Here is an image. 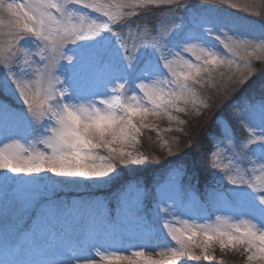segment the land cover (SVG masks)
Here are the masks:
<instances>
[{
    "label": "snow or ice",
    "instance_id": "obj_1",
    "mask_svg": "<svg viewBox=\"0 0 264 264\" xmlns=\"http://www.w3.org/2000/svg\"><path fill=\"white\" fill-rule=\"evenodd\" d=\"M155 3L157 0H131L128 5L119 7L122 10ZM112 7L85 0H24L19 3L0 0V13L7 14L12 36L0 46V67H7L14 94L23 106L20 111L15 110L14 102L0 92L7 101L0 103V115L11 116L18 125L15 132L3 135L8 143L0 147V180L7 183L12 192L11 204L7 200L0 202V214L7 216L24 191L28 193L26 199L31 200L68 183H106L113 178L118 166L145 163L149 159L147 156L137 158L129 150L138 142L141 129L149 128L145 121L150 116L161 115L173 119L170 109L181 103L195 105L196 87L225 63L212 50L215 47L203 42L198 27L214 36L234 57L237 56L233 51L236 44L264 49V35L249 40L246 34H240L245 38L233 41L225 28H220L216 34L211 27H206L210 21L197 12L191 15L193 27L186 30L183 18L173 14L170 20L147 30L144 36H140L143 30L139 27L135 34L131 29L127 34L115 33L113 27H127L129 19L121 11H112ZM188 7L181 0H175V8ZM88 10L99 13L100 18L86 20ZM27 36L35 38L40 53L33 54L22 46ZM173 39L175 46L170 43ZM49 50V55L42 54ZM145 50H150L151 54L144 58L141 75L132 88L126 70ZM182 53L191 54L194 59L185 58ZM36 55L40 56L39 60L33 58ZM227 63L229 68L233 64L237 70L241 67L232 59ZM85 64L105 76L102 87L88 93L79 85L75 71ZM13 67L19 70L13 71ZM252 78V70L245 63L243 72L229 78L231 98ZM261 88L257 98L246 97L233 110L237 123L250 134L243 144L235 146L245 156L251 155L258 161H264V84ZM255 113H259V119ZM226 121L234 131L232 122ZM224 135H227V128L218 125V136ZM102 150L108 155H100ZM217 155L214 140L206 159L221 181L230 185L226 188L227 195L213 190L208 199H196L191 194V186L185 187L187 172L183 168L168 173L176 181V195H163L161 183L153 188L139 181L129 183L118 199L116 215L103 211V206L96 211L112 224L128 218L135 227L110 232L84 231L78 236L66 234L61 237L66 255L56 264H163L147 252L163 246L166 251H161V256L170 251L173 257H183L193 247L207 253L212 243H218L221 249L243 250L248 264H260L264 261V175L253 181L255 169L250 172L247 167L241 170L235 165L221 168ZM233 155L240 159L238 153ZM258 171L264 174V164ZM149 198L151 211L165 221L161 224L165 229L162 239L157 242L147 238L150 224L145 201ZM186 200L191 203L186 204ZM218 204L227 210L218 208ZM191 205L198 206L199 211H190ZM54 208L53 202L45 218L56 213ZM210 208L248 219L231 222L229 218L216 216L215 223L197 224L196 220L210 218ZM169 215H187L192 223L185 220L182 227H172L166 220ZM83 219L81 217V222ZM42 222L24 233L34 239ZM169 241L179 248L168 249ZM0 264L9 262L0 261Z\"/></svg>",
    "mask_w": 264,
    "mask_h": 264
},
{
    "label": "rangeland",
    "instance_id": "obj_2",
    "mask_svg": "<svg viewBox=\"0 0 264 264\" xmlns=\"http://www.w3.org/2000/svg\"><path fill=\"white\" fill-rule=\"evenodd\" d=\"M9 2H11V0H9ZM16 2H24V0H16ZM85 2H98L105 5H112V11H121V14L127 18L136 16L138 13L137 10H139L140 7H150L155 5L172 6L170 11H167L165 14L163 13L156 19L152 18L153 20H151V14L147 13L148 16L146 18V23L149 24V21H152L155 25L154 27L148 26V28L147 24H139V28L143 30L140 32V36H144L147 30L153 29L161 23H166L172 18L173 14L183 18L185 30L191 28L193 27L191 23L192 12H197L204 18H207L210 23L206 25V27H211L214 32H217L216 34H218L220 28H225L227 36L232 37L233 41L245 38L240 34H246V38L249 40H251L252 37H260L261 35H264V0H181L182 3L189 5L187 9L175 8V0H171V2L170 0H164V2H159V0H157V3L152 5L124 7L122 10L119 6L128 5L131 0H85ZM158 14H160V12H158L157 15ZM85 17L86 20L99 19L100 14L88 10L85 13ZM178 22L179 21H177V23ZM135 26V28H132L129 24L121 30L119 27H113L112 31L115 33H120L122 31L127 34L129 29H131L133 34H135L138 27L137 25ZM197 31H199L203 42L207 46L215 47L212 50L220 59H223L225 63L220 66L211 77L202 81L201 84L196 87L195 105H185L181 103L175 108L170 109L169 111L173 119H169L167 115H161L158 117L150 116L145 121L149 124V128L141 129V135L138 137V142L129 150L132 151L134 157L139 158L140 155H143L147 156L149 159L143 164L118 166V170L113 178L106 183H68L58 186L54 191L38 194L31 200L26 199L28 196L27 191L22 192L18 201L13 205L12 209L9 210L8 215L4 216L0 214V261H6L9 262V264L15 261H23L24 264H56L58 260L66 255L61 244V237L66 234L78 236L84 231L110 232L113 229L134 228L135 224L128 218H123L119 223L112 224L102 216L98 215L96 209L103 206V211L111 213L113 216L116 215L118 211V199L122 195L123 189L129 183H135L137 181L146 184L137 172L149 168L152 165H157L160 162L163 166L157 169L156 176H154L151 186L153 188L158 183H161L160 191L163 195H176V181L168 176L169 171L176 168H183L187 172L184 184L185 187H189V185L191 186V194L196 199H208L210 192L213 190L224 192L227 195L226 188L230 185H228L226 181H221L220 176L211 168L209 163H207V166L210 171H208L207 174L210 177L211 183L208 184V187L206 188L207 190L199 192V188L195 185L196 177L189 169H187V166L184 165L186 162L183 159H178L179 161L174 162L172 161L176 158L181 146H183V143L180 141L183 137L180 133H183L186 130L188 131L190 120L200 118L202 112L206 108L213 107L214 109H217V103L224 94L219 91L227 89V87L232 89L229 78L233 77L234 74L239 75L240 72H243L245 63H247L252 70V79L263 71L259 77V79L261 78L259 83L264 84V49H254L253 47L244 48L236 44L233 46V51L237 53V56L234 57L232 53H229L215 40L214 36L207 34L203 28L198 27ZM10 33L11 29L8 27V16L7 14L0 13V46L5 45L10 39H12ZM108 38H111L110 35ZM170 43L175 46L176 40L173 39ZM254 43H259V41H255ZM22 46L26 47L33 54L40 53V48L37 47L35 44V38L32 36L25 37L22 41ZM128 46L131 47V43H129ZM42 54L47 56L50 54V50L49 52H44ZM150 54V50L142 51L139 54L138 59L133 62V66L126 70V76L130 87L134 88L137 77L141 75L144 58ZM182 56L194 59V57H191V54L182 53ZM33 58L39 60L40 56L36 55ZM230 59L235 60L236 63L241 65L239 70L236 69L235 64L229 68L227 62ZM18 70L17 67H13V71ZM75 71L78 83L86 93L93 92L102 87L105 76L98 69L85 64L78 67ZM7 72V67H0V90L20 106L18 109H15L20 111L23 106L14 94V86L12 85L11 78L7 75ZM221 74L223 75L221 76ZM251 81L235 94V99L232 100L233 102H231L232 104L230 105L231 111L228 115L231 116V121L236 123L238 127L233 131L232 128L227 125L226 119L229 118L225 115L219 116L218 114V122H216L218 125L227 128V135L218 136V134L214 135L209 131V134L204 135L203 139L204 141L211 140L212 142L215 140L218 148L216 160L217 163L221 165V168L225 165L229 167L235 165L241 170L247 167L250 172L255 169L256 171L253 172L252 175V179L255 181L257 176L264 175L258 171L261 165L264 164V161H258L251 155L245 156L240 152V149L235 146L237 143L243 144L250 138V134L237 123L233 112L234 108L238 104H241L244 98H257L261 93L262 88L260 85L250 88ZM139 83L140 82L137 81V84ZM145 83H148V81H145ZM257 88L261 89L258 91ZM138 94L140 93L138 92ZM6 102V100L0 101V103ZM177 109H183V111H178ZM255 115L256 118L259 119V113H255ZM181 121L183 123H181ZM17 128L18 125L14 123L11 116L6 117L0 115V142H2L0 143V147H3L5 143H8V141L4 140L3 135L15 132ZM191 128L193 129V126H191ZM169 149H171V151H169ZM233 153H238L240 159H236ZM99 154L104 156L108 155V153L103 150L100 151ZM162 168L164 169L162 170ZM124 170L129 173V176H134L136 174V177L134 176L133 178L132 176L130 180L122 181L123 183L115 187L114 184L125 177ZM8 183L11 182L9 181ZM102 190L113 191L111 194H107ZM96 191L100 192L96 193ZM61 192H65L66 196L62 197L61 195H57ZM5 200L10 204L12 203V192L9 189L8 184L3 180H0V202ZM45 200L47 201L45 202ZM42 201L43 204L41 203ZM53 202L55 204L53 210L56 211V213L45 218L49 213V208L53 205ZM185 203L190 204L191 200H186ZM217 207L222 210H227L220 204H218ZM39 208L42 210L40 211ZM145 209L147 212L146 218L152 227V230H147V238L153 242L160 241L162 239V232L165 231V229L161 228V224L165 221L159 220L155 213L151 211L152 201H150L149 207H147V201H145ZM189 210L196 212L199 211V208L196 205H191ZM33 212L41 213L38 223L43 221L40 224L38 233L34 239L31 238L30 235H23L24 229L28 226ZM216 216L229 218L231 222H235L237 219H248V217L244 216L234 217L231 213L226 211L216 212L214 208H210V218L207 221L199 219L195 222L197 224H203L206 222L215 223ZM81 217L84 218L83 222H81ZM166 220L175 228L182 227L183 221L185 220L192 223V220L189 219L187 215L176 217L169 215ZM19 237H23L20 239L23 240V242H20V245L17 246L14 251L12 244ZM172 247L179 248V245L175 244L173 241H169L167 248L171 249ZM161 251H166V249L161 246L157 248L156 251L147 252V254L152 255L155 259L162 260L163 264H206V261L210 259L213 260L212 257H217L216 263L224 264L223 261L226 259V256L227 259L225 263L227 264L228 260L231 264H248L246 259L247 254L243 253V250L237 251L232 248L221 249L218 243H212L207 253H205L202 248L193 247L189 249L188 254L183 257H173L170 254V251L168 254L161 256ZM236 252L240 253L237 258L235 256ZM214 254H216V256H214ZM222 255L226 256L221 258ZM260 264H264V261H261Z\"/></svg>",
    "mask_w": 264,
    "mask_h": 264
},
{
    "label": "trees",
    "instance_id": "obj_3",
    "mask_svg": "<svg viewBox=\"0 0 264 264\" xmlns=\"http://www.w3.org/2000/svg\"><path fill=\"white\" fill-rule=\"evenodd\" d=\"M162 11L161 9H155L154 7L152 8H140L138 10V14L135 18L134 24L136 25L138 24H142L144 23V21H146V18L148 16L147 13L151 14V20L152 16L153 18L159 15H157L158 12ZM161 13V12H160ZM157 15V16H156ZM140 22V23H139ZM153 22L151 21L149 23V27H153L154 24H152ZM137 24V25H138ZM261 70V69H260ZM261 73H263V71H261L259 73V75H257L256 77H254V79H252V81L250 82V88L258 86V85H262L259 83V81H261V78L259 79V77L261 76ZM264 82V81H263ZM247 88V87H246ZM245 88V89H246ZM259 89V88H257ZM231 88L227 87V91L226 89H223L219 92H223L224 94L221 96L220 101L217 103V109H214L213 107H209L206 108L203 112H202V116H200V118L198 119H192L190 120V126H189V130L180 133L182 135V139H180V141L183 143V146H181L180 151L178 152L176 159H183L186 162V166L187 168L193 173V175L196 177V182L195 185H197V187L199 188V192H203L204 190H206L207 185L210 182V177L207 174L208 171H210V169L208 168V161L206 159V152H208V149L210 147V144L208 143V141H204V135L209 134L208 132L210 131V133H218V124H217V118L220 115H225L228 118H231L229 114V112L231 111V107L230 105L232 104L231 102H233L232 100H234V96L231 98ZM249 90V89H247ZM1 92V90H0ZM218 92V93H219ZM219 105V106H218ZM219 114V116H217ZM213 116V117H212ZM212 117V118H211ZM199 120V122H198ZM202 121V122H201ZM217 121V122H216ZM200 124V125H198ZM197 125V128H196ZM191 126H193V129L191 128ZM199 126V127H198ZM168 161V160H165ZM163 166V164L160 162L157 165H152L149 168H145L142 169L141 171L137 172L139 173V175L142 177L143 181L146 182V185H148L150 188H152L151 186V182L154 178V176H156V171L158 168H161ZM125 173V177H123V179H129L130 177H132L133 175L129 176V173L124 170ZM136 177V174L134 175ZM133 176V178H134ZM122 179V180H123ZM118 184L115 183L114 186H116ZM113 186V187H114ZM147 201V207H149L150 205V201L151 198H149ZM240 253L236 252L235 256L236 258L239 257ZM214 256H216V254H214ZM224 256L226 255H222L221 258H224ZM216 258L217 257H213V260H208L205 263L206 264H218L216 263ZM227 259V256H226ZM226 259L223 261L224 264ZM229 259V258H228ZM228 264L229 260H228Z\"/></svg>",
    "mask_w": 264,
    "mask_h": 264
}]
</instances>
